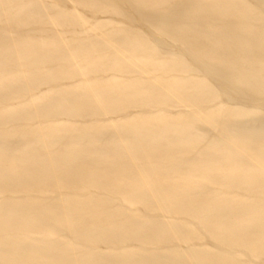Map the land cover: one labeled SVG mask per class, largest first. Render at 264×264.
I'll return each mask as SVG.
<instances>
[{
	"label": "bare ground",
	"instance_id": "obj_1",
	"mask_svg": "<svg viewBox=\"0 0 264 264\" xmlns=\"http://www.w3.org/2000/svg\"><path fill=\"white\" fill-rule=\"evenodd\" d=\"M46 1L0 0V264H264V0ZM77 7L129 56L9 34Z\"/></svg>",
	"mask_w": 264,
	"mask_h": 264
},
{
	"label": "rangeland",
	"instance_id": "obj_2",
	"mask_svg": "<svg viewBox=\"0 0 264 264\" xmlns=\"http://www.w3.org/2000/svg\"><path fill=\"white\" fill-rule=\"evenodd\" d=\"M46 2H49L48 0ZM114 2L116 3V5L123 11V14L125 15H128L129 16V20L128 22H126V20L123 19V27L128 25V24H125V23H132L130 24L131 26H129V28H131L132 30L131 31H135V29L139 26L140 30L143 31L144 33H146L147 35H151L153 37H157V33L155 32H152L150 31L147 26L145 24H143L139 19L138 17L131 11L130 7H129V1L128 0H114ZM60 4L65 7V8H68L70 9L71 7V4L69 1L67 0H61L60 1ZM85 9L83 8H75V11L80 14L82 17H83V20H84V23L82 25V28H80L79 30L78 29H75L72 30L70 28L68 29H64L62 30L61 28H58L57 29V33H56V29L52 26V25H48V26H44L43 28L39 26V24L37 23H32L30 24L28 27L26 28H21L20 29V32H13V31H10V36L12 38H15L17 36H26V35H34V36H38V37H47V36H51V35H54L56 38L58 39H61V40H64L65 43H69L71 42L73 39L75 38H82V37H85L87 35H94L95 37H97L98 39L102 40V39H105V36L104 33H102V31L99 30V23H104V24H107V30L109 32V34H107L108 36H115L117 34H119V32L115 29L117 27L118 24H115V23H107V21L109 20V14H105V13H90L88 11H84ZM114 20H120L119 17H114L113 18ZM110 21V20H109ZM113 21V20H112ZM122 26V25H121ZM39 29V30H37ZM70 29V30H69ZM42 30V31H41ZM127 33V32H126ZM131 32L127 33L128 35H130ZM107 38V37H106ZM102 46L105 48L106 51H110V50H113L115 51V54L117 55V58H125V57H128L129 54L128 52L120 49V47L118 46V44L111 40V39H105L104 43L102 44ZM169 47L171 46L170 45V41L168 39H164V42H161L160 44V47ZM107 48V49H106ZM111 54V53H110ZM102 55L104 56H101L102 58L100 59L101 62H107L108 58L110 56H107V55H104V53H102ZM108 57L107 60L105 57ZM105 58V59H104ZM110 59V58H109ZM106 60V61H105ZM117 74V72H115ZM161 74H163L162 72H159ZM113 74V73H112ZM119 74V72H118ZM126 74V73H125ZM128 77L129 75L126 74ZM126 75H124V73L121 75V73L119 74V77L116 75L115 78H117L118 80H126ZM121 76V77H120ZM147 76H150V75H147ZM152 76V74H151ZM123 77V78H122ZM88 79L89 76L88 75H85L83 77H80L79 79L81 80H84V79ZM121 78V79H119ZM86 79V80H87ZM76 80V81H75ZM77 80L78 79H73L72 81H67V80H62V81H59V85L60 87H66V85H72V84H76L77 83ZM45 87L47 86H42L41 88V91H43L45 89ZM222 90V88H221ZM29 95H31L32 93H28ZM262 101H264V99H262ZM171 111H177V110H187L186 107H176L174 109H170ZM139 108H134V109H131V112L130 110L128 111H125V112H120V113H113V114H105V115H102V114H99L98 116H95V117H92L90 118L89 120H96L98 123H105L109 120L111 121H115V120H118V119H123V117L125 116H130V115H133V114H136L137 112H139ZM109 118V119H108ZM107 131L110 132L112 131V128H107ZM212 134L211 131H208L205 133L204 135V139L205 138H208L210 135ZM199 144H202L199 143ZM209 187H212V186H209ZM213 188V187H212ZM222 190H225L223 189V187H221L220 189H218V191H222ZM95 191V190H93ZM207 245H210L212 244L211 242L209 241H206ZM183 243L181 244V247H183ZM102 248V247H101ZM261 258H254L253 261L254 262H259Z\"/></svg>",
	"mask_w": 264,
	"mask_h": 264
}]
</instances>
